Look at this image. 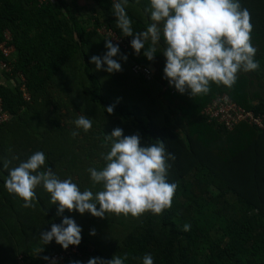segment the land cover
Wrapping results in <instances>:
<instances>
[{"label": "trees", "instance_id": "trees-1", "mask_svg": "<svg viewBox=\"0 0 264 264\" xmlns=\"http://www.w3.org/2000/svg\"><path fill=\"white\" fill-rule=\"evenodd\" d=\"M113 2L0 0V44L9 34L15 48L10 56L0 51V61L11 64L10 75L23 74L30 94L23 99L0 69L5 79L0 77V97L12 115L0 128V162L12 168L41 151L45 165L39 171L47 168L61 180L71 178L79 190L95 192L100 186L92 184L87 169L103 166L101 154L110 148L105 134L119 127L122 136L139 135L142 145L164 143L172 156L166 180L176 184L171 206L160 215L138 217L99 218L75 210L57 215L41 185L34 189L32 206L24 207L5 189L7 168L0 167V264H48L63 253L54 241L44 245L39 239L62 216L81 228L80 243L68 247L75 253L64 264L125 253V264H141L146 253L153 264H264V0H240L249 12L258 69L239 72L231 88L210 83L207 94L193 97L162 79V37L151 61L133 54L131 37L121 36L116 26ZM146 7L148 0H127L133 33L151 23ZM104 30L128 43L114 57L119 72L97 71L89 63L106 51ZM136 66L150 68L152 77L135 74ZM224 98L263 126L238 121L229 127L203 113ZM109 106L111 113L105 110ZM80 115L91 120L89 130L75 127ZM185 223L188 231L182 230Z\"/></svg>", "mask_w": 264, "mask_h": 264}, {"label": "clouds", "instance_id": "clouds-1", "mask_svg": "<svg viewBox=\"0 0 264 264\" xmlns=\"http://www.w3.org/2000/svg\"><path fill=\"white\" fill-rule=\"evenodd\" d=\"M126 4L127 0H115L111 5L121 36L131 37L129 44L133 54H142L149 61L156 54L155 45L162 37L165 45L162 79L179 94L186 91L191 97L207 94L210 83L231 88L239 72L255 71L259 67L254 59L256 49L251 43L249 12L241 6L240 0H148L145 12L151 23L146 30L137 33L131 28ZM146 41L148 46H145ZM104 48L106 51L91 56L89 63H93L97 71L119 72L121 64L114 59L119 53L118 45L106 38ZM120 59L127 57L121 54ZM105 110L111 113L112 107ZM73 123L81 131L91 127V120L84 115ZM105 141L110 148L101 154L103 166L99 170L87 169L92 184L100 186L98 191H81L71 178L61 180L47 168L39 171L45 165L41 151L33 152L12 168H8L7 161L0 162V167L7 168L4 187L22 199L24 207H31L35 200L34 189L41 185L49 194L50 203L56 205L57 215L75 210L78 214L88 213L99 218L109 213L138 217L145 212L160 215L168 209L176 184L166 180L170 167L167 160L172 156L166 153L164 143L156 140L142 145L139 135L122 136L119 127L105 134ZM189 228L188 223L182 225L183 231ZM80 233L81 228L73 219L62 216L60 223H52L49 230L40 233L39 239L44 245L54 241L67 249L70 245H79ZM89 235H94V230H90ZM126 259L125 253L107 260L89 258L85 264H125ZM141 264H153L152 256L144 254Z\"/></svg>", "mask_w": 264, "mask_h": 264}, {"label": "built area", "instance_id": "built-area-1", "mask_svg": "<svg viewBox=\"0 0 264 264\" xmlns=\"http://www.w3.org/2000/svg\"><path fill=\"white\" fill-rule=\"evenodd\" d=\"M102 33L105 34L108 38H110L114 45H118V47L120 48L128 47V43L126 42V40L120 38L116 33L105 30ZM10 40L11 36L8 34V39L6 40V43L3 46H1L0 44V51L5 56H10L12 50H14L12 45H9ZM0 69L4 72L11 73L12 66L7 61H0ZM134 73L143 74L144 77L148 80L152 77V70L150 68L136 66L134 68ZM17 78L19 82H22V91L24 93V97L26 98V100H29L30 96L26 91L25 85H23L24 78L22 80L20 75H18ZM203 113L214 120L225 122L226 125L229 127L233 124H236L238 121H249L254 122L259 127L263 126L260 119L254 118L252 113L243 112V110L236 108L233 104H230V101L225 98L223 101H216L213 105H209L207 108L204 109ZM9 119L10 115L7 113V111L4 110L2 100L0 99V128L4 123L8 122ZM67 250H73L75 253V249L72 248L66 249L63 253H65ZM64 262L60 264H64Z\"/></svg>", "mask_w": 264, "mask_h": 264}, {"label": "rangeland", "instance_id": "rangeland-1", "mask_svg": "<svg viewBox=\"0 0 264 264\" xmlns=\"http://www.w3.org/2000/svg\"><path fill=\"white\" fill-rule=\"evenodd\" d=\"M90 6V5H89ZM8 39V34L6 35V39L5 41L1 44V46H3L6 43V40ZM15 52V50H12L11 54H13ZM15 54V53H14ZM21 79L23 80L24 76L23 74H19ZM74 254L73 250H67L65 253L58 255V256H54L53 259H50L48 261V264H60L63 263L65 260L69 259L72 257V255ZM21 259V258H20ZM22 260V259H21Z\"/></svg>", "mask_w": 264, "mask_h": 264}, {"label": "crops", "instance_id": "crops-1", "mask_svg": "<svg viewBox=\"0 0 264 264\" xmlns=\"http://www.w3.org/2000/svg\"><path fill=\"white\" fill-rule=\"evenodd\" d=\"M14 50H15V48H14ZM1 74H4V71L3 72H1ZM2 76V75H1ZM0 76V77H1ZM9 76H10V85L13 87V86H17L18 88H20V91L22 92V96H23V99H25L26 100V98L24 97V93H23V91H22V82H19V80H18V78L17 77H14V76H12V75H10V73H9ZM14 77V78H13ZM1 81L2 82H5V79L3 78V77H1ZM24 81H25V78H24ZM24 85V84H23ZM29 94V93H28ZM29 96H30V94H29ZM0 99L2 100V98L0 97ZM2 103H3V100H2ZM6 111V110H5ZM7 113L10 115V119H11V117H12V115L7 111ZM9 119V120H10Z\"/></svg>", "mask_w": 264, "mask_h": 264}]
</instances>
